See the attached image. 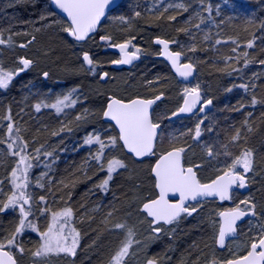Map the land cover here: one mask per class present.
<instances>
[{"label": "trees", "instance_id": "16d2710c", "mask_svg": "<svg viewBox=\"0 0 264 264\" xmlns=\"http://www.w3.org/2000/svg\"><path fill=\"white\" fill-rule=\"evenodd\" d=\"M45 1L48 2V0ZM231 1H235L236 3L231 8L232 11L236 12V19L230 24L229 33L226 36L223 34L224 30L220 33L217 30H213L212 32V28L209 27L208 37L205 36L206 32L200 33L198 32L199 30L194 29L193 25L189 27V24L184 22V19L191 16V10H167L166 8H161L159 12L153 11L149 14L143 12L144 14L141 13L137 18L126 12L124 1L109 14L94 37L105 36L103 29L110 25L109 19L121 17L129 22L126 28L128 30L124 28V30L121 29L116 32L110 30L113 31L112 34L109 33L111 42L122 43L131 41V47L142 50L143 55H141L142 59L139 64L147 59L146 55L148 57L154 56L156 62L162 64L163 68L159 66L157 68V65L153 64L154 67L152 65L148 66V70H143L142 75L128 76L124 73L129 70L119 71L112 69L110 66L105 67L104 70L108 71L109 75L115 76L114 84L100 81L98 74L102 68L97 69L96 64L94 70L96 78L91 76L93 74L92 71L86 68L83 61H81L82 58H79L77 51H74L73 45L70 44L69 37H66L64 34L63 27L65 25L68 26V23L51 10L49 2L47 9L51 10L48 11L54 17L59 18L62 25L60 29H57L56 25L52 26L51 23L49 24L48 20L46 21V15L42 11L46 7H44L43 2L40 3L37 0H20L18 5L9 10L10 14L8 16L4 14L0 16L7 23L6 25H9L12 20L15 22L14 27H17L19 30L18 38H29L28 41H31V44H33L32 50L34 49L33 52L35 53H26V57H31L35 60L38 64V71L46 69L45 71L49 72L46 80L41 78L38 81H33L35 83L34 86H30L31 82L24 84L25 78H17L19 79L17 81L18 84L16 82L13 84L7 104L12 109V113H14L13 119L15 123L20 124L18 129L22 134L24 133L23 138L28 144L27 148L36 149L43 145V147L49 149L51 145L54 147L59 145L54 151L55 156L51 165L52 173L50 178L52 181L48 180L44 183L43 188L37 193V198L39 199L43 196L45 198L44 201H46L45 204L48 203L49 205L50 202H53V198H56L57 201H65L76 215L83 216L86 223L84 222L81 232L85 233L86 237L90 240V244H93L92 249L89 251L92 255H90L91 260L87 261L86 264H100L106 258L112 243L110 242L109 244L107 240L109 232L106 231L104 222H106L107 218H110L112 222V217H114L112 214L114 213L118 216H123L126 213L124 207L129 205L131 199L128 192H131L132 189L139 193H142L147 188L151 189V191L155 190L151 168L157 156L165 151L163 148H168L167 146L169 145L158 144L153 158L133 161L134 159L126 154L118 140L117 148L119 153L117 158L123 160L126 167L113 173V178L109 182L107 191H105L99 187V178L103 176L107 177L106 163L111 155L109 148L105 149V156L102 161L93 160L92 156L95 155L99 146H93L92 144L88 147L83 146V150H79L81 147L77 145L78 143L74 144L73 138L71 139L70 137V133H73V127L69 125L72 123L71 120L66 119L63 121L65 119L64 115H59L54 108L43 106L39 111L36 110L37 112L33 115L31 107L35 108L37 99H42V96L44 98L42 99L43 102L51 105L54 102L51 100L54 95L58 96L59 94L62 98L75 88L77 91L72 94V98L77 100L80 107L78 111H73V118L74 116L82 115L85 119L89 114L93 113L96 115V121L82 124L87 131L86 133H99L101 139L107 141L106 137L109 134L106 136L105 132L108 133V127H110L112 136L118 138V132L113 125L107 126L105 124L107 122L103 120V111L108 100L105 96L106 93H111L112 95L113 93H117L118 95H116L122 98L130 97L128 95L148 97L164 94L165 99L161 104L167 99L174 98L173 87H170L173 79L172 81L170 79L176 77L170 68L156 57L153 50L154 47L150 45L155 37H163L171 41L173 49L182 52L185 61H189L196 66V79H203L213 84L215 89H218L220 85L225 88L229 85L232 89L238 85L237 90L240 91L243 89L240 86L244 85V83L232 81L230 84H227L228 80L231 79L230 76H241L243 74L249 76L252 73L251 71L256 68L255 63L264 59V0ZM171 16H175L176 19L170 20L169 17ZM212 16H216L217 22L224 20V16L219 15L217 11ZM188 27L190 29L188 32L181 31V29L187 30ZM221 34L223 35L221 36ZM202 35L205 39L201 37ZM140 39L145 42L143 46L138 43ZM217 40L221 42L218 44L216 43ZM249 41L253 44L251 48L247 47ZM244 52L248 53L247 57L242 55ZM18 53L17 49L11 52L4 48V56L8 58L4 62H7L6 64L13 63L14 56ZM238 56L239 59H237ZM229 57L231 59H228ZM245 59L251 61L248 63L252 65L251 69L250 66L248 67V64L245 65ZM151 68H155V72L161 73L162 77L160 78L163 79V82L161 84L155 83L156 88L150 86L147 89L146 84L151 83L154 78L152 71H149ZM247 68L249 70L243 73ZM26 74H23V77ZM121 74L123 75L121 76ZM27 75L30 77L29 74ZM246 80L251 85L244 90L245 98L243 97L238 101H234V95H228L229 97L226 99L227 106L223 108L222 105H218L219 110L222 112L221 118L218 120V128L220 134H222L223 148H227L226 153L232 155L237 151L251 149L254 156L255 153L259 156L260 151L264 153V79L263 75H257L256 73L253 76H249V79ZM109 85L115 86L113 88H116V90L122 87L125 89L132 88L133 94L116 92L114 91L115 89L108 88ZM55 87L59 92L56 91ZM143 89H147V91ZM201 89L203 88L201 87ZM40 91L47 97L40 95V98H35L38 97L37 93ZM213 93H215V90ZM237 95L240 96V93ZM253 98L257 100L255 105L251 103ZM234 105H237V107L234 108ZM240 105H244V107H240ZM237 108H239L238 111L235 110ZM154 118H156V114H154ZM165 122V127H167V124H170V122ZM177 125L173 124L170 127L175 133L180 132V128ZM62 128L64 129L63 131H61ZM249 128L251 129L250 132ZM237 131L240 132L241 138L234 141L232 137L235 136ZM53 133L58 134L53 135ZM113 156L116 157V155H111V157ZM100 163L105 165V170H101L99 167ZM128 165L134 169L130 176L127 174ZM216 172L217 170H214L211 173ZM210 176L204 175L205 179L203 180H209ZM261 188L264 189V184L261 185ZM101 199L103 200L102 210L101 207L99 208L100 210H97L96 207H99L101 204ZM262 201L264 203V200ZM204 203L209 213L217 214L219 206L216 202L206 201ZM201 205L199 203L196 207ZM108 212L114 213H111L112 216H109ZM199 214L203 215L201 213L193 214L192 218L184 223L187 226L182 227V232H178L176 237L164 246L165 250L168 249L169 252L173 248L176 249V257L172 264L189 263L203 255L204 243L202 241L208 239L209 232L203 222L202 216H198ZM35 215L36 221H39V217L37 214ZM35 219L32 218L31 220L35 222Z\"/></svg>", "mask_w": 264, "mask_h": 264}, {"label": "rangeland", "instance_id": "374dc122", "mask_svg": "<svg viewBox=\"0 0 264 264\" xmlns=\"http://www.w3.org/2000/svg\"><path fill=\"white\" fill-rule=\"evenodd\" d=\"M37 1H39L40 3L43 2L44 7H46V9L42 10L46 15V21L48 20L49 24L51 23L52 26L56 25V28L60 29L62 25L60 24L59 18L54 17L49 12L51 10L47 9L48 2L45 0H37ZM19 2L20 0H0V16H2V14L8 16L10 14L9 10L14 8L15 5H18ZM124 4H125L124 7L126 12L137 18L139 16H137L136 13H139V15H141V13L143 12L149 14L152 13L153 11L159 12L161 8L163 9L166 8L167 10H171V9L183 10L182 8L176 7V5L178 4H183L185 5V7H187L188 10H191V16L187 19H184V22L189 24V27L190 25H193L194 29L199 30L198 32L200 33L206 32L205 36L207 37L209 36L207 34L209 33V27L212 28V32L213 30H217V32L220 33L222 30H224L223 34L227 36V34L229 33L228 29L230 27V24L233 23L236 19V12L231 10L232 6L236 5V3L235 1H231V0H125ZM209 7H211V12L207 10ZM216 11L219 13V15L224 16L223 18L224 20L222 22H217L216 16H212L213 13ZM119 18L121 17H118L117 19H115L114 17L109 19L110 25L103 29L104 30L103 33H105L104 34L105 36L102 35L99 37H94L89 39L85 43H81V44L76 43L74 42V40L69 38L70 44L73 45L74 51H77L80 59H81V55L87 51L91 54V57L94 60V62H96L95 64L97 69L102 68L101 70H99L98 78L103 83L110 82L114 84L115 76L109 75L108 78L104 81L102 80L101 76L105 72L108 73V71L104 70V68L110 66L111 62L116 59L117 55L115 52L109 50V45L115 43H112L111 39L107 41L102 40L101 37H108V36L110 37L109 33L112 34L113 32L110 30H114V32H116L123 28L124 29L127 28L129 22L127 20L119 19ZM6 24L7 23L0 18V33L3 34V38L5 40H7L9 37L11 38V43L0 44V65H2L5 70L18 71L19 68L22 66L20 64L21 58L30 59L33 61V63L30 65L28 69H26V71H24L25 73L29 74L31 78L28 77L27 74L26 76L23 77V74L25 75V73L18 74L13 78L7 89L0 88V181H3V184L0 185V187L3 188V192L0 193V201H5V202H6V196L10 195L12 191V187L10 185L8 177L10 176L11 170L15 166L16 161L18 159L17 157L12 156L9 152L7 145L8 143H11V138L8 136L7 126L9 123L13 124V136L17 135L15 130L20 126L19 123L18 124H16L17 122L15 123V120L13 119L14 113H12V109L9 108L7 104V102L9 101L10 90L13 87V84L15 82L16 84H18L17 81H19V79L21 78H25L24 84L27 83L29 84V82H31L30 86H34L35 83L33 81H38L41 78L46 80L49 76V72L45 71L46 69L38 71L39 70L37 66L38 64L35 62L34 59H32L31 57H26V53L31 54V52L34 51V49L32 50L33 44H31V41H28L29 38L24 39L17 37L19 34V30L17 27H14L15 22H13V20L9 25ZM5 26L7 27L5 28ZM67 27L69 26L65 25V27L63 28L65 29ZM189 27L187 28V32L190 30ZM64 34L66 37H68L65 31ZM223 34H221V36ZM201 37L205 39L203 35ZM138 43L141 46H143L145 42H143V40L140 39ZM22 44L26 45V47H21L20 45ZM150 45H153L154 47L153 50L157 57V54L159 53L157 47L153 44V42ZM4 48L5 50H10L11 52H13L14 49H17L19 51V53L16 56H14L15 59L13 63L6 64L7 62H4L8 60V58L4 56ZM131 49L135 50L133 47H131ZM139 53L143 55L142 50H140ZM145 57L147 59L144 62H142L139 65H136L134 68L130 69L128 72L124 74L128 76H135L139 74L142 75V73L144 72L143 70L147 71L148 70L147 67L150 65L154 67L153 64L157 65V68L158 66L160 68H163L162 64L156 62L154 56L148 57L146 55ZM261 61H264V59ZM41 62L43 63L42 60ZM255 65L256 68L253 71H251L252 73H250L249 76H253L254 74L257 73V75H263V79H264V64H261L260 61L259 62L257 61ZM249 66L251 69L252 65L248 64V67ZM151 69H149V71H152V73L154 74L153 76L154 78L152 79L151 83L146 84L147 89L150 86L156 88L155 83L161 84L163 82V79L160 78L162 77L161 73L155 72V68H153L154 70ZM247 70H249V68L244 70L243 73H245V71ZM45 72L48 73L47 77L44 76ZM92 73L93 74L91 76H93V78H96V75H94L96 74L95 71L94 72L92 71ZM122 75L123 74H121V76ZM249 76H247L246 74H243L241 76L232 75L230 76L231 79L228 80L227 84H230L232 81L236 83H239L241 81L240 83H244V85L250 87L251 84L249 83L248 80H246L249 79ZM256 78H258V76H256ZM170 80L172 81V83H170V87L171 86L173 87L174 98L173 99L170 98L169 100L167 99L163 104H161L157 108V111L155 112L156 122L162 125L165 124V121L169 113L174 111L180 106L184 98L185 88L190 89L198 85L199 89L202 90L206 100L210 99L214 104L212 111L206 114L204 117H200L198 114H196L190 118L181 119L178 122L175 121V123L167 124V127L164 128V131L162 132L159 140V145L162 143L169 145L167 146L168 148L164 147L163 150L169 149L170 147H183L185 149V164L193 165L197 167L199 175L203 180L205 179L203 177L204 175L210 176L212 175L211 172H213L214 170H217V172L222 171L223 169H221V166L223 164L224 167L228 164H231L232 159L240 155L241 153V151H237L232 155H227L226 153L227 148H223L224 145L221 136L222 134H220V130L218 128V120L219 118H221L222 112L221 110H219L218 105H222L223 108H225L227 106L226 99L232 95H234L235 97L234 101H238L243 97L245 98L246 96L244 92L245 88L238 91L237 90L239 87L238 85L235 86L233 89L229 85H227L226 88L220 85L218 86L219 92L217 93L218 89L216 88L217 89L216 91L213 84H210L209 82H206L203 79H195V81L192 82L191 84H182L176 78H171ZM113 87L115 86H111V85L108 86V88L110 89H115L114 91L116 92L120 91V92H125L126 94L133 92L132 88L125 89L122 87V88H117L118 90H116V88ZM201 87L203 89H201ZM229 88H231L232 90L227 91V89ZM147 89L146 90L143 89V90L147 91ZM214 90L215 93H213ZM56 91L59 92V90L57 89ZM139 93H135V94H139ZM238 93H240V96L237 95ZM37 94L38 97L35 98H40V95L45 96V94L42 93V91L38 92ZM116 94L117 93H113L114 96L118 95ZM110 95L112 94L111 93L105 94L107 99L109 98ZM128 96L132 97V95H128ZM41 98L44 99L43 96ZM57 98H61V96L59 94L58 96L54 95L51 99L52 102L53 101L56 102ZM42 99H37L36 104L43 101ZM72 99L76 101L75 105L65 107L63 112H60L59 115L62 114L65 116L64 117L65 119H63V121L66 119L72 121V123L69 124L70 126L73 127V133H70V137L71 139L73 138L72 140L75 141V142L73 141L74 144L78 143L77 145L81 147L79 148V150H83L84 147L89 146L84 144V140L91 133H86L87 131L84 128V126H82V124L85 122L93 123L96 121L97 118L96 115L93 113L89 114L88 117H86L85 119L83 118L79 121L76 120L77 116H74L73 118L72 116L73 111L74 110L78 111L80 104L77 103V100L75 98ZM233 107L236 108L237 105H234ZM31 109L33 115H35V113L37 112L36 109L34 107H31ZM9 116L11 117V120L7 119V117ZM198 123L200 124L201 127V136L195 139L194 130ZM105 124L107 126H110L109 123H105ZM173 124H178L177 127L180 128V132L175 133L170 129V127ZM111 133H112L111 128L108 127V133L105 132L106 136L107 134H109V136L106 137L107 139L108 137H114L112 136ZM18 135L23 139V141H25L23 138L24 133L22 134V132L19 131ZM17 143L19 144L20 141H17ZM95 145H97V147L99 146L98 144H93V146ZM58 146L59 145H56L54 147L53 145H51L49 149L45 147L41 148L39 159L32 160L33 167L29 172V187L27 188L26 191L32 197L33 211H34V216H30L29 219L32 218L35 219L36 216L35 214H37V216L39 217V221L38 220L36 221L35 219V222L33 223L37 225L40 231H44L46 229L50 218L49 213L45 212L41 214V210H43L44 208H48L51 211H59L65 207H70L69 204H66L65 201L62 200L57 201L56 198L55 199L53 198V202H50V205L48 203L45 204L46 201L36 203L37 201H39V199L37 198V193L39 192V190L43 188L40 187L39 184L44 185L46 181L48 180L52 181L50 178V175L52 173L51 165L53 162V158L55 156L54 151L56 150V148H58ZM209 148H211L213 153V155L211 156L208 155ZM33 149L35 150V148ZM33 149H31V147L27 148V153L30 156L35 157L37 154ZM109 150L111 151L110 152L111 155H116V157L118 156L119 152L117 146L114 148H109ZM44 152L52 153V155L51 156L45 155ZM111 155L109 156V158L111 157ZM255 156H254L253 168L251 171H249L248 173H243V170L241 168L237 169L238 171L241 172L242 175H245L246 181L251 186V192L247 196H245L244 200L250 199L256 205V208L259 210V215L257 216V218L253 221V223L249 224V226L251 225L250 227H256V230L252 231V234H248L246 232V234H244L241 239L232 241L228 245V248L226 250L219 251L216 248L215 242L219 231L220 220L217 214L209 213V210L205 205V203H201L202 205L199 207L198 206L196 207V205L191 206L190 208L194 207L196 208V211L193 212L192 215L190 216L185 214L182 218L178 219L177 221H174L172 224L159 225V227H161L162 229L161 232L158 234H154L152 231L151 220L142 211L141 205L145 201L155 197L156 190L151 191V189L147 188L146 190H143L142 193H139L137 191H134V189H132L131 192L130 191L128 192L131 196V199L129 205L124 207L126 213L123 214V216L116 215L114 213L115 211L108 212V214L114 213L112 214L114 216L112 217L113 218L112 222L110 218H107L106 222H104V226L106 227L105 229L106 231L109 232L107 236V240L109 244L110 242L112 244L106 258L103 260V262H100V264H108L110 258L115 254V252L121 246L122 242L126 239L127 228H131L133 230V232L135 233L133 239L135 241H138V243H134L132 245V248L130 249V254L125 258L124 264H147V261L150 259H155L157 261V264H172V262L175 260L176 257V253H175L176 249L173 248L170 251L171 252L170 253L168 249L165 250L164 246H166L171 239L176 237V234L178 232L179 233L182 232L183 229L182 227L187 226V224L184 225V223L188 222L189 219H191L193 214L195 213L203 214V215L199 214L198 216H202L203 222L209 234H208V239L202 241V243H204L203 255L185 264H211V261L213 260L217 261L218 264H224V262H226L228 259L235 258L236 256L244 254L247 251L246 246L250 245V240H252L254 237H257L260 234L261 232L260 226L264 225V203L262 201L264 200L263 199L264 189L261 188V185L264 184V153H261L260 151V155L258 156L257 153H255ZM150 158H153V156L149 157V159ZM133 161H138V160H133ZM132 168L129 165L127 166V170H128L127 174L129 176L134 171V169ZM104 179H106V177L104 176L99 178V185ZM38 180H39V184L37 183ZM153 185L155 189V180L153 182ZM102 205H103V200L101 199V204L99 205V207L97 206L96 209L100 210L99 208L101 207L102 210ZM18 220H19L18 209H10L4 212H0V240H4L5 238L11 235V233L14 231L16 224L18 223ZM84 222L86 223V221L83 219V216L76 215L75 212L73 211V216L71 218V226L74 227L80 233L79 245L77 247L75 256H70L61 253L59 255L50 254L49 256L44 258L34 257L32 253L36 250V248L40 243V236H39V232L33 231L31 229H26L24 233H22L17 237V243L21 247H23L25 251L21 253L16 247H12L10 250L16 256L20 264H86L87 261L91 260L90 257L92 255L91 252L89 251L92 249L93 244H90L89 238L86 237L85 233L81 232V229H83L82 226H84L83 225ZM116 223H123L126 225V228L116 229L113 227V225H115Z\"/></svg>", "mask_w": 264, "mask_h": 264}, {"label": "snow or ice", "instance_id": "6c2138e0", "mask_svg": "<svg viewBox=\"0 0 264 264\" xmlns=\"http://www.w3.org/2000/svg\"><path fill=\"white\" fill-rule=\"evenodd\" d=\"M57 8L67 13V16L71 19V26L64 29L77 41H84L89 37L90 33L96 30L102 17L105 16V10L110 3L114 0H52ZM178 8H182L187 11V7L183 4L176 5ZM211 12V7L207 9ZM139 16V13H136ZM123 19V18H121ZM170 20H175V16L169 17ZM198 27V26H197ZM181 31H187L181 29ZM35 39V37H33ZM102 40H110V37H101ZM221 41L217 40L216 43ZM11 43V38L7 40L3 38V34L0 33V44ZM131 41H127L121 44H112L111 47L119 48L122 53L121 58L112 61L113 64H131L133 60L138 58L139 48L129 52L128 47ZM157 44L163 45L160 55L166 57L176 69L179 76L187 78L192 76L194 66L191 63L181 64L182 52L170 51V42L163 39H157ZM26 47V45H20ZM252 42L249 41L247 47L251 48ZM194 50V49H193ZM244 57L248 56L247 52L242 54ZM84 63L88 66L89 71L95 70V63L88 52L82 54ZM228 59H231L229 57ZM239 59V56L237 57ZM251 61L245 59V65ZM33 63L32 60L27 58H21L20 64L22 65L18 71L5 70L0 65V88L7 89L13 80V78L30 67ZM264 64V61H260ZM44 76L47 77L48 73L45 72ZM104 77L108 76V73H103ZM240 87L247 88V85H241ZM229 88L227 91H231ZM77 89L73 88L67 95L62 98H57L56 102L49 105L43 101L37 103L35 108L37 111L41 107H51L56 110L57 113L63 112L65 107L75 105L76 101L72 99V94ZM162 95V94H161ZM161 98L160 95L155 99H140L135 98L125 102L124 100L112 97L108 102L106 109L103 112V116L115 121L119 127V137H108L107 141L101 139L99 133L89 134L84 144L92 145L98 144V150L92 159L95 161H102L105 156V149L114 148L117 146V141H122L123 146L136 157H143L153 153L154 144L157 138V129L160 127L159 123H154L150 112L151 106L156 100ZM201 96L199 92V86L193 88L184 89V102L183 106L178 109L177 112H173L172 115H178L179 113L192 112L196 105L200 102ZM251 103L255 105L257 100L252 99ZM212 100L204 101V105H211ZM244 107V105H240ZM204 109L201 108L200 111ZM239 110V108L235 109ZM87 112V110H85ZM84 117L78 115L76 120H81ZM11 120V117H7ZM202 123V121H201ZM246 123V122H245ZM64 129L62 128L61 131ZM70 130V129H69ZM17 135L13 136V124L9 123L7 126L8 136L11 138V143H8V149L12 156L17 157L15 166L12 168L10 176L8 177L12 191L10 195L6 196V202L0 201V212H4L10 209H18L19 220L16 224L14 231L11 235L4 240H0V264H17V261L10 250L12 247H16L19 252L23 253L25 249L17 243V237L24 233L26 229L39 232L40 243L36 250L32 253L34 257L44 258L50 254H66L70 256L76 255V250L79 245L80 233L71 226V218L73 216V209L71 207H65L59 211H51L48 208L41 210V214L47 212L50 214L49 222L44 231H40L33 220L29 219L30 216H34L33 201L31 195L26 191L29 187V172L33 167L32 160L39 159L41 153L40 148H36V156L32 157L27 153L28 144L26 141L18 135L19 129L16 130ZM191 131V130H190ZM195 137L201 136V127L198 123L195 127ZM249 131L251 129L249 128ZM58 133H53L57 135ZM240 132L237 131L232 139L239 140ZM17 141H20L18 144ZM185 152L183 147H173L170 151L162 153L159 159L156 161L152 172L155 176V188L158 189V195L154 199H149L143 203L142 210L146 212L148 217H151V226L154 234L161 232L159 225L172 224L177 221L182 214L192 215L196 211V208L187 207L186 202L196 201L198 197H211L217 196L220 200L232 199L233 186L244 188L246 186V177L242 175L238 168L243 170V173H248L253 168L254 154L251 149H244L240 155L232 159L231 164H228L222 170V174L217 175L215 179L209 183H201L197 177L193 167H185L182 162V156ZM45 155L51 156L52 153H45ZM208 155H213L211 148L208 149ZM227 155H231L227 153ZM101 170H105V165L100 163ZM126 165L123 160L113 156L107 159L106 172L107 177L104 179L99 187L105 191L108 189L109 182L113 178V173H116L119 169L125 168ZM42 179V177H41ZM39 184V180L37 181ZM3 181H0V185ZM43 187V184H39ZM3 192V188L0 187V193ZM169 193L179 194V200L176 203L171 202L168 199ZM45 198L41 196L39 201H44ZM246 205V208H242L241 205ZM256 205L250 200L245 199L237 204L234 208L227 209L218 213L222 218L219 226L217 243L223 247L226 237L236 233L237 222L242 218L251 215H256ZM111 216V213H109ZM116 229H125L126 225L123 223H116L113 225ZM261 232L257 237H254L250 245L246 246L247 251L244 255L236 256L233 259H229L224 264H264V225L260 226ZM135 233L131 228H127V237L122 242L119 249L110 258L108 264H124L125 258L130 254V249L134 243H138L133 239ZM147 264H157L155 259H150ZM211 264H218L217 261H211Z\"/></svg>", "mask_w": 264, "mask_h": 264}, {"label": "water", "instance_id": "95a60500", "mask_svg": "<svg viewBox=\"0 0 264 264\" xmlns=\"http://www.w3.org/2000/svg\"><path fill=\"white\" fill-rule=\"evenodd\" d=\"M122 2H123V0H114L113 3H110V4H109V6H108V7L106 8V10H105V16L101 18L99 24H98L97 27H96V30H95L93 33H90V34H89V37H88L86 40H88L90 37H92L93 35H95V34L98 32L100 26L102 25V23L104 22V20L107 18L109 12H111L112 10H114L115 8H117ZM50 4H51L52 9H53L56 13H58L60 16H62L63 18H65V19L69 22V24H70V26H71V19H70V17L67 16V13H65V12H63V10L57 8L56 5L52 2V0H50ZM67 34L69 35L70 38H72V39H74L75 41H77V40H76L74 37H72L68 32H67ZM157 39H163V40H167V39L160 38V37H156V38L154 39V44L160 47V52H161L162 49H163V45L157 44V43H156V40H157ZM86 40H84V41H77V42H85ZM167 41H169V40H167ZM169 42H170V41H169ZM120 44H121V43H120ZM110 50H113V51L119 52V53L122 55V53L120 52L119 48H114V47H111V46H110ZM128 51H129V47H128ZM170 51H173V50L171 49V42H170ZM129 52H130V51H129ZM173 52H175V51H173ZM89 55H90V54H89ZM121 55H120V58H121ZM158 57H159L160 59H163V60L169 65V67L171 68L173 74L177 77V79H178L179 81H181V82H183V83H191V82H193V81L195 80V76H196V67H195L192 63H191V64L194 66L192 76L187 77V78H184V77L179 76V74L176 72V69L172 66L171 62H170L166 57H164V56H162V55H160V54L158 55ZM82 59H83V57H82ZM139 60H140V56L138 55V58L135 59V60H133V62H132L131 64H113V68H117V69H120V68H123V67H125V68H130V67L133 66V64H135V63L138 62ZM180 63H181V64H184V63H190V62H184V61H183V54H182V57H181V61H180ZM85 65H86V64H85ZM86 67L88 68L87 65H86ZM103 78H106V77L103 76ZM199 92H200L201 100H200V102L196 105V107L193 109L192 112H189V113H179L178 115H175V116H173L172 114H170V115L168 116V120H176V119L183 118V117H189V116H191V115H193V114H195V113H197V112H198L199 116H201V117L204 116V115H206V114L211 110V105H207V106L204 105V97H203V95H202L201 90H199ZM159 95L161 96V98H160L159 100H156L155 103L151 106V109H150L151 115H152V113H153V110H154L155 107L157 106V104H158L159 102H161V101L165 98V95H164V94H162V95L159 94ZM157 96H158V95H157ZM112 97H114V96H111V97L109 98L108 102L110 101V99H111ZM155 97H156V96L151 97V98L134 97V98H132V99L140 98V99H146V100H147V99H153V100H154ZM115 98L120 99V98H118V97H115ZM121 100H123V99H121ZM129 100H131V99H129ZM124 101L127 102L128 100H124ZM108 102H107V104H108ZM183 102H184V99H183ZM183 102H182V104H181L180 107L183 106ZM106 106H107V105H106ZM180 107H179V108H180ZM179 108H178V109H179ZM201 108H203L204 110H203V111H200ZM105 109H106V108H105ZM178 109H177L176 111H174V112H177ZM152 118H153V117H152ZM103 119H104L106 122L111 123V124L115 127V129L118 131V133H119V127H118V125H116L115 121L111 120L110 118L104 117V116H103ZM161 129H162V127H161V125H160V127L157 129V138H156V141H155V144H154L153 152H154V150H155L156 143H157V140H158V136H159V134H160V132H161ZM195 138H196V137H195ZM120 142H121V144H122V146H123V142H122V141H120ZM123 148H124V150H125L126 153L132 155L136 160H142V159H144V158H146V157L152 155V154H149V155H146V156H143V157H136L133 153L129 152L124 146H123ZM170 150H171V149H170ZM170 150H168V151H170ZM166 152H167V151H166ZM166 152H164V153H166ZM158 159H159V157L157 158V160H158ZM157 160H156V161H157ZM156 161L154 162L152 168L154 167ZM182 162H183V164H184V153H183V156H182ZM187 167H193V166H187ZM193 168H194V167H193ZM194 171L196 172L197 177H198V173H197V171L195 170V168H194ZM152 176L155 178L153 172H152ZM198 178H199V177H198ZM155 182H156V181H155ZM201 183H202V182H201ZM205 183H209V182H205ZM236 187H237V186H233L232 191H233L234 189H236ZM156 191H157V195H158V189H156ZM231 195H232V192H231ZM156 197H157V196H156ZM156 197H155V198H156ZM153 199H154V198H153ZM168 199H169L171 202L176 203V202H178V200H179V194H176V193H169ZM209 199H211V200H213V199L218 200L220 203H223V202H226V201H231V199H230V200H223V201H222V200H220L219 197H217V196L203 197V198L198 197L196 201H189V202H186V206H189L191 203H198V202H202V201L209 200ZM147 201H148V200H147ZM147 201H145V202H147ZM145 202H144V203H145ZM142 205H143V204H142ZM141 208H142V206H141ZM142 211H143V210H142ZM143 212H144V211H143ZM222 212H223V211H222ZM144 213L146 214V212H144ZM146 215H147V214H146ZM182 215H184V214H182ZM182 215H181V217H182ZM251 216H253V215L249 214L248 216L242 218L240 221L237 222V225H236L237 231H236V233H234V234H232V235L226 237V239H225V244H224L223 247H221V246L217 243V238H216V246H217V248H218L219 250H224V249H226L227 244H228V242H229L230 240L237 239V238L239 237L238 225H239L240 223H242L243 221H245L247 218L251 217ZM219 217H220V216H219ZM148 218L151 219V217H148ZM221 219H222V218L220 217V220H221ZM161 224H163V223H161ZM166 225H168V224H166ZM217 236H218V235H217ZM16 261H17V260H16ZM17 264H18V262H17Z\"/></svg>", "mask_w": 264, "mask_h": 264}, {"label": "flooded vegetation", "instance_id": "af4514ba", "mask_svg": "<svg viewBox=\"0 0 264 264\" xmlns=\"http://www.w3.org/2000/svg\"><path fill=\"white\" fill-rule=\"evenodd\" d=\"M129 51H131V50L129 49ZM158 51H159V48H158ZM116 55H117V57H116L115 60L120 59V54L116 52ZM141 59H142V58H141ZM141 59H140L138 62H136L135 64H133V66L130 67V68H125V67L120 68V69L113 68V63H112V62H111V64H110V67H111L112 69H114V70H119V71L127 70V71H128V70L134 68L137 64H139L140 61H141ZM163 62H164V61H163ZM164 63H165V62H164ZM165 64H166V63H165ZM166 65H167V64H166ZM25 71H26V70H25ZM24 73H25V72H24ZM19 74H20V72H19ZM108 76H109V74H108ZM108 76H107L106 78H103V74H102L101 78H102V80L104 81V80H106V79L108 78ZM111 96H114V95H110L109 98H110ZM114 97H118V98L123 99V100H129V99H132V98H134V97H142V96H132V97H128V98H122V97H120V96H114ZM148 97H151V96H148ZM109 98H108V100H109ZM108 100H107V102H108ZM106 104H107V103H106ZM104 110H105V109H104ZM103 112H104V111H103ZM156 123H157V122H156ZM161 125H162V124H161ZM212 165H215V164H212ZM221 168L224 169V164L221 166ZM220 174H222V171H220V172L218 171V172H216V173H213V174L209 177V182H210L211 180L215 179L216 176H217V175H220ZM250 192H251V186H250V185L248 184V182H247V183H246V186H245L244 188H239V187L237 186L236 189H234V190L232 191V199H231V201H226V202H223V203H220L218 200H215V199H213V200H209V201L216 202V203L218 204V206H219V211L217 212V216H218V218L220 219L218 213H220V212H222V211H225V210H227V209H230V208H234L237 204H239L241 201H243L244 198H245V196H247ZM199 203H200V202H199ZM199 203L192 204V205H190V207L193 206V205H198ZM201 203H204V202H201ZM241 207H242V208H246L247 206L242 204ZM255 212H256V215H253V216L247 218L245 221H243L242 223H240V224L238 225L239 237H238L237 239L230 240V241L228 242V244H227L226 249L228 248V245H229L232 241H235V240H239V239H241L242 236H243L244 234H246V232H247L248 234H252V231L256 230V227H250L251 225L249 226V224L253 223V221H254V220L257 218V216L259 215V210H258L257 208H255ZM249 227H250V228H249ZM257 230H258V229H257ZM251 241H252V240H250V243H251ZM215 245H216V242H215ZM226 249H224V250H226ZM224 250H220V251H224ZM244 254H246V252H245ZM244 254H242V255H244Z\"/></svg>", "mask_w": 264, "mask_h": 264}]
</instances>
